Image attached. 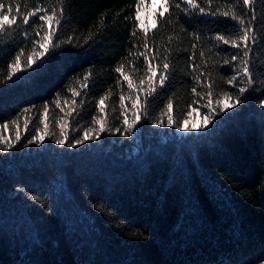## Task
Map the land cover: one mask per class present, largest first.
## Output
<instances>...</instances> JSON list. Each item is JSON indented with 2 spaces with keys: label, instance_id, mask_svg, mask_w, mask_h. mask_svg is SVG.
<instances>
[{
  "label": "trees",
  "instance_id": "trees-1",
  "mask_svg": "<svg viewBox=\"0 0 264 264\" xmlns=\"http://www.w3.org/2000/svg\"><path fill=\"white\" fill-rule=\"evenodd\" d=\"M150 1L0 0V264H264V0Z\"/></svg>",
  "mask_w": 264,
  "mask_h": 264
},
{
  "label": "snow or ice",
  "instance_id": "snow-or-ice-1",
  "mask_svg": "<svg viewBox=\"0 0 264 264\" xmlns=\"http://www.w3.org/2000/svg\"><path fill=\"white\" fill-rule=\"evenodd\" d=\"M141 2H142V0H141ZM156 2L159 3L160 8H161V11L159 12V16L161 18H163L164 15H165V13H167L169 11V7H168L169 0H156ZM186 2H187V4L190 7H193V8L198 7V5L195 3V0H186ZM209 3H211V0H209ZM244 3L245 4H248L249 3V0H244ZM176 6L179 7V4H177ZM3 7H4V5L3 4H0V9H3ZM9 11H11L10 6H9ZM42 11H44V9L38 8V9L35 10V12L28 13V15H25L24 18H23L24 23L25 24H29L30 23V18L34 17L36 15V13L42 12ZM199 11H200V13H205L206 10H205V8L200 7L199 8ZM60 15L62 17V15H63V9H61ZM213 15H215V14H213ZM223 16L227 17L228 16V12H224L223 13ZM54 19L56 20V23L57 24H60V19L57 18V14H56L55 10H53L52 15L45 14V15H40L39 16V20L40 21H45V22H47L49 24V28H50L51 31L49 32L48 35L45 36V43L41 45V48L43 49V51H41L38 54L37 59H39L40 57L45 56V54L48 51V41L50 39V36L55 31V29L52 27V21ZM135 19L137 21V27H139V28L143 29L145 32H147V28L145 27V25L142 22H140V3H138L136 5ZM233 19L240 20V18L239 17H236V16H234ZM14 20H15V17L12 20H9L7 18V15H0V31L5 30V26L6 25H12L13 22H14ZM240 24L243 25L244 24V21L243 20H240ZM152 26L153 27H156V24L154 23ZM251 31H252L251 27L245 28L243 30V35L240 36L239 39L242 40V41H248L250 39L254 41L255 38L252 37V36H250ZM133 34H135V33H133ZM218 39L219 40H222L224 44H228L229 43V41L227 39H225L223 36L218 37ZM231 43H232V45L234 47H238L237 42L235 40H233ZM145 47L147 48V44H145ZM247 47H248V45L245 44V48H247ZM244 55H245V57H247L248 52L245 51ZM236 59H237L236 56H233L232 57V60H236ZM147 60H148V57L145 56V61H147ZM34 62L35 61L32 59V57H29L28 62H27V66L28 67H32V65H33ZM225 63L227 64L229 62L228 61H225ZM19 64H20V57L17 56L16 57V64L11 66L14 69V71L11 72V73H9V77H8L9 79H12L13 78V76L15 75V70L18 68ZM168 68H169V64L165 63L163 65V69L166 71ZM116 71L117 72H121V68H117ZM148 71L152 74L151 77H149V80L151 81V79L156 76L157 69L153 68L151 66V64H149L148 65ZM243 72H244V75H246V76L249 77L248 83H249V85H251L252 84V77H251V74L249 72L248 61L247 60H245V62H244ZM121 75H123L122 72H121ZM237 75H239V73H237ZM124 79L127 80L128 77L127 76H124ZM159 79H160V85L162 86L164 84L165 80L167 79V76L164 74V72H161L160 73ZM234 79H235V77L233 78V80ZM233 80H229L228 81V84H230V85L233 84ZM141 83H143V81ZM129 87H131V82H129ZM155 91H156V87L154 85L151 86L148 95H152V93H154ZM193 91H195V89ZM247 91H248V89L245 88V87L239 88V93H240L241 96H243V94L245 92H247ZM209 95H211V93H209ZM228 98H229L228 97V94L226 93L225 94V100L227 101ZM123 100H124V97L121 96V101H123ZM145 102H147V100ZM241 102L242 101H241L240 98H238L236 100V103L237 104H239ZM216 103L218 105H220V101H217ZM100 104L103 105V99L101 100ZM136 106H137L136 104H133V107L134 108ZM168 107H169V110H171V108H172L171 103L168 105ZM206 107H208L209 109H211V107H212V101H211V99H209V103H208V105ZM232 107H234V105L232 103L225 102L222 105H220L219 111L220 112H224V111H226V109L232 108ZM103 110H104L103 107H101L100 108V111L103 112ZM45 111H47V108L45 109ZM214 114H215V111L214 110H210L206 115H204L203 123L202 124H192L191 125V128L192 129L206 128L208 126V124L211 122L212 117H213ZM122 115H123V113H122ZM189 115H190V113H189ZM140 119H141L140 115L136 114L135 115V118L131 121V123H129V120L125 116V118L123 120V124L126 126V129L127 130H130L134 125H136L138 123V121ZM94 123L99 124L100 127L98 129H94V134L92 132H87L86 131L82 138L76 139L74 141V144L75 145L82 144V143H84V141L89 140V139H95V138H97L99 136L100 132H103L105 130V121H103V120H94ZM168 124L169 125H173L174 124V121H173V119H172L171 116H169V118H168ZM45 127H47V125H45ZM64 127H66V125H61V132H60V137L61 138L56 139V141H55L56 144H61L62 145V144L65 143V141L67 139V134L63 130ZM182 127L186 131L189 130V124H188V121L187 120L184 121V124H183ZM45 135H47V133H45ZM45 135L39 134V129H37V134L36 135H33L32 138H31V140L28 141V143H33V142L40 143V142L44 141ZM16 140H20L19 134H17ZM8 147L11 148L12 147V144L9 143L8 144ZM5 151H7V149H5Z\"/></svg>",
  "mask_w": 264,
  "mask_h": 264
},
{
  "label": "rangeland",
  "instance_id": "rangeland-1",
  "mask_svg": "<svg viewBox=\"0 0 264 264\" xmlns=\"http://www.w3.org/2000/svg\"><path fill=\"white\" fill-rule=\"evenodd\" d=\"M147 11L145 12V16L148 17L149 13H150V8L153 10V14L156 13V12H160L161 11V8H160V5L158 2H156V0H151L150 1V7L147 6ZM147 17H144L143 20L147 19ZM198 121V118L196 120L193 121L192 124H198L196 123Z\"/></svg>",
  "mask_w": 264,
  "mask_h": 264
}]
</instances>
